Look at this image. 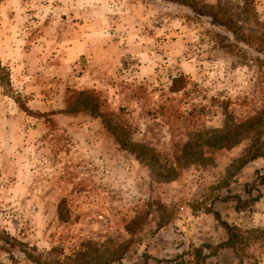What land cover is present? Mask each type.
<instances>
[{
  "label": "rangeland",
  "instance_id": "1",
  "mask_svg": "<svg viewBox=\"0 0 264 264\" xmlns=\"http://www.w3.org/2000/svg\"><path fill=\"white\" fill-rule=\"evenodd\" d=\"M256 141L264 0H0V264H264Z\"/></svg>",
  "mask_w": 264,
  "mask_h": 264
},
{
  "label": "trees",
  "instance_id": "2",
  "mask_svg": "<svg viewBox=\"0 0 264 264\" xmlns=\"http://www.w3.org/2000/svg\"><path fill=\"white\" fill-rule=\"evenodd\" d=\"M211 22L217 23L215 15H210ZM221 24V23H217ZM229 132V131H227ZM221 133V135L216 139H207L202 144H205V146H211L216 148H228L236 143L237 141V134L232 133V135L229 137V133ZM215 140V141H214ZM255 159H264V146L262 143H258L256 141L252 147L251 152L249 156V160H255ZM264 185V167L262 170V173H255V176L253 180L250 183H247L244 185V194L246 196L245 199H241L239 196H232L230 199L235 201V210H239L241 208L248 207L251 202H256L259 200L261 194L259 190L257 189L258 186ZM220 226L224 229L226 234V239L216 245L212 246H206L205 249L209 250L208 256L215 255L217 251L231 249L234 250L235 244H236V233L234 232V227L228 225L225 222L220 221ZM203 248H197L194 250L195 252V258H198L200 254L202 253Z\"/></svg>",
  "mask_w": 264,
  "mask_h": 264
}]
</instances>
